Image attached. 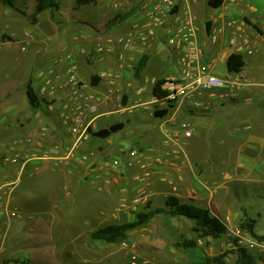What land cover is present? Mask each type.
Wrapping results in <instances>:
<instances>
[{"label":"crops","instance_id":"1","mask_svg":"<svg viewBox=\"0 0 264 264\" xmlns=\"http://www.w3.org/2000/svg\"><path fill=\"white\" fill-rule=\"evenodd\" d=\"M113 1L96 0L95 4L77 6L76 0H56L58 9L41 13L33 24L29 19L35 13L37 0H15L13 7L0 0V61L12 59L13 71L27 70L28 61L35 54L40 65L45 67L42 71H53L61 78L72 63L77 64L78 76L86 84L85 91L99 96L103 102L102 112L111 113L102 123L127 113L140 121L143 107L150 103L147 81L175 76L173 62L177 54L170 48L172 54L168 57L157 51L161 35L166 41L163 32H158L154 43L145 45L136 39L126 48L124 39L143 23L148 6L155 0H117V8ZM212 1L197 0L193 6L199 18L196 39L206 45L201 63L208 73L234 76L227 70L229 57L236 54L229 46L230 35H238V42L242 35L253 43L262 39L260 36L264 37V23H260L264 0H222L218 8L211 6ZM21 17L26 20L19 21ZM229 20H236L237 24L227 28ZM80 26H86L88 31H80ZM222 27L225 32L216 43L212 42L211 33ZM61 31L64 33L59 37ZM68 50L71 53L66 55ZM260 53L261 49L252 56L240 53L245 66L236 74L247 83L238 87L234 98L220 101L203 94L198 100L203 107L185 99L177 101L172 108H168L170 103L161 106L162 110L168 109V114L161 118L162 126L169 124L167 130H178L180 124L186 122L193 127V136L181 138L178 145L172 141L165 145L159 142L152 155L155 164L149 165L150 176L143 185L136 181L137 178L114 177L99 166L65 160L73 139L65 132L58 110L50 114L38 95L42 80L37 78L35 88L34 79L19 80L14 72H6L0 66V229L24 216L32 221L29 240L23 241L21 234L15 238L5 235L0 240L2 264L6 260L14 264L13 260H20L14 256L24 250L33 251L31 249L51 243L49 236L55 241L64 239L72 227L82 230L76 238H89L93 232L85 229L89 223L101 226L109 220L117 205V210L125 209L128 205L124 201H130L141 191L158 204L156 208L165 207L169 197L175 196L182 202L209 210L224 223L241 219L245 213L249 217L248 210L232 207V190L255 183L264 186V180L257 178V175H264V117L253 123L247 118L251 109L244 106V102H252L255 96H264V69L255 65ZM144 54L150 56L145 70L155 59L168 67L171 75L149 78L145 77L144 70L142 78L135 79V68ZM29 84L38 95L37 108L29 102ZM62 92L67 95L69 90L64 88ZM118 95L128 100L129 107L117 106ZM64 100L70 103L68 97ZM120 108L121 113L118 112ZM42 109L49 116L44 115ZM253 109L258 112L257 108ZM96 139L99 140L94 137L79 154L90 152V144ZM166 144L171 151L163 154ZM177 147L180 155L173 154ZM214 158L222 159L217 161L222 168L214 165ZM88 202L97 203V208L91 211L87 208ZM12 212L20 216L13 218ZM37 214L40 215L38 220ZM172 219L176 221L177 218ZM248 220L255 222L256 235L263 234L262 229L258 232L257 220ZM5 230L6 234L10 232L7 226ZM202 240L197 247L184 248L185 251L189 255L201 253ZM91 243L94 256L89 260L102 264L108 257L106 250L98 242ZM81 249L76 246V252ZM171 254L176 256L177 264H189L184 263L188 257L176 252Z\"/></svg>","mask_w":264,"mask_h":264},{"label":"rangeland","instance_id":"2","mask_svg":"<svg viewBox=\"0 0 264 264\" xmlns=\"http://www.w3.org/2000/svg\"><path fill=\"white\" fill-rule=\"evenodd\" d=\"M33 16H31L29 20L31 23L35 24ZM260 18L262 21L260 23H264V14H262ZM22 20L24 21L26 19L23 17L19 18V21ZM79 30L82 32H87L88 28L86 26H80ZM63 33L64 31H61V33H59V37L60 35L62 37ZM256 34L258 33L256 32ZM260 38L257 43H253L256 44L259 49H261V53L256 56L258 61L255 62V65L264 69V37L260 36ZM160 41L162 42L157 45V51L164 53L167 55V57L170 56L172 52L169 49L168 44L165 43L166 41L163 35H161ZM69 53L71 52L68 50L66 55ZM1 61L0 66L2 67V70H5L6 72H14V75H16L19 80L25 78H31L32 80L34 79L35 88L37 87L36 81L38 80V74L43 69H45L44 66L40 65V61L35 54H32L31 61H28L27 70L13 71L15 64L12 59L7 58L3 62ZM249 61L250 60H247L248 64ZM246 67L250 66L247 65ZM173 68L176 70L174 71L173 75L180 76L178 60L173 62ZM219 69L222 68L219 67ZM92 71L94 70L92 69ZM168 75H171L168 67L159 64L155 59H153V61L150 63L148 69L145 70V77L147 76L149 78L164 77ZM156 81L157 80H155V82ZM148 85L150 88L147 94L150 103L143 107L144 114L141 115L140 121H137L132 114L127 113L121 117L112 118L110 121L102 123L98 127L97 131L102 128L110 127L115 123H124L125 128L121 132L113 134L106 140L96 139L92 144H90V152H87L89 154H94V157L92 158L93 162L95 161L99 163L101 160L107 158L109 160H118L120 162V168L117 171L111 172L110 174L114 177L117 175V177L124 176L126 178H137L136 181L142 185L144 184L142 183L143 181L140 180V177L142 176V170L138 165L137 159L132 156L131 153L137 150L148 154L149 157H151V160H149L148 164H155L152 156L155 154L154 148L159 142H162L163 145H165V142L170 144L171 135L180 129L179 126L178 130H167L166 126L169 124L162 126L164 121L155 115V112L161 111L162 107L158 104L152 103L153 85L151 83ZM118 96L119 98L116 102L117 106L121 108L129 107L128 100L125 101L123 95ZM244 106L247 107L248 110L251 109L247 118L251 119L253 123H255L260 117H264L263 95L255 96L253 101L250 103L244 102ZM253 108H257L258 112L253 111ZM40 111L44 113V115L49 116V113L45 109ZM191 128L193 129V127ZM64 130L66 133H69L67 127H64ZM215 141L217 142L219 139H216ZM166 147L167 148L163 150V154L171 149L169 146H167V144ZM219 159L221 158H214L213 163L214 165H218L222 168V164L220 162L217 163ZM257 178L259 180H264V175H257ZM115 188H117V186H115ZM232 191L234 194V202L232 207L234 209L242 208L248 210L249 217L258 221L257 224L260 228H258V232H260L262 229L263 234L258 233L257 237H253L247 230L242 228V224L244 222H248V219H250L245 213L244 217L241 219H232L231 221L225 220V223L229 228V234L227 233V235L222 239L216 241H207L206 239H203V244L199 245L201 248V253L189 255V253L185 251L181 244L184 241L197 238V235L194 233L192 228L194 222L183 218H177L175 221L169 216L161 215L156 216L155 219L149 222L146 226L132 231L133 233L130 236V240H127L123 244L112 245L98 242V244H100L99 246L104 248L108 255L107 259H105L102 264H133V257L136 258V264H177V261H175L176 256L171 254V252H176L185 258L188 257V260H186L184 263L187 262L189 264H197V261H202L207 258H214L221 255L226 256V263L233 264L236 260L235 254L237 249L240 247L247 249L255 256L259 257L260 255H264V221L259 222L260 219L264 220V186L262 184L255 183L250 184L247 187L233 188ZM134 192L138 193V191ZM146 196V193L141 191L140 193L136 194L133 199L131 198L130 201L129 199L126 202L124 201V203L128 205L125 207V209L118 208L117 210V205L111 212L109 220L105 221L101 226H98L96 223H89L88 227L85 229L95 231L98 230L99 227L103 228L107 225H120L134 222L136 220V216L139 213L147 212L148 207L155 209L158 206L157 203L148 199ZM87 208H90L91 211H94L97 208V203L88 202ZM38 218H40L39 214L36 215L37 220ZM174 222L175 225L173 224ZM31 224L32 221L28 220L25 216L24 218L13 220L10 225L6 224L10 230L9 233L6 234V226L0 229V240L3 239L5 235L10 236V238H15L20 234L23 241L25 239L29 240V229ZM81 231L82 230L78 231L77 228L72 227L68 231V234H65L66 237L64 239L55 241L49 236L48 242L51 241V243L43 244L31 249L33 251L24 250L21 254H18L14 257H20L21 261H26L29 264H93L91 260H89L92 255L94 256L90 248V246H92L90 237L88 238L87 236H81L76 238V234L80 233ZM242 237L243 239L247 240L251 239L253 244H240L239 241ZM76 246L82 248L81 252H76ZM210 254L211 256H209ZM194 257H196L197 260ZM3 260L4 257L0 254V264H2ZM8 263L9 260L4 261V264Z\"/></svg>","mask_w":264,"mask_h":264},{"label":"built area","instance_id":"3","mask_svg":"<svg viewBox=\"0 0 264 264\" xmlns=\"http://www.w3.org/2000/svg\"><path fill=\"white\" fill-rule=\"evenodd\" d=\"M196 2L197 0H155L148 6L149 8L147 7L143 23L124 39L126 48L133 44L136 39L147 45L156 42L158 32H163L168 47L177 54L180 76L165 78L161 86V91L165 97L161 100L153 95V104L164 106L166 103L185 99L195 102L196 106L203 107V103H198L203 94L224 101L234 98L238 87L247 83L236 73L234 76L220 77L208 73L202 65L206 45L198 43L196 39L199 31V18L193 7ZM113 5L118 7L117 0L113 1ZM236 24V20L226 22L227 28H232ZM224 32L225 28L223 27L214 29L210 35L211 41L216 43L219 36ZM236 36L238 35L231 34L229 38V46L234 49L236 54L245 53L252 56L259 51L257 45L248 38H242L241 35V41L238 42ZM78 72L79 67L74 63L68 67L63 78L53 71L40 72L38 78L42 80V86L38 95L44 100L48 112L56 113L58 110L61 122L68 128L73 139L67 150L65 160L99 166L107 172L117 171L120 168L118 160L107 158L97 163L92 160L94 154H79L94 138L93 134L97 132L104 119L110 117L111 113L102 112L103 102L99 96L85 91L86 84L80 80ZM147 82L148 84L151 83L154 88L155 80L152 79ZM64 88L69 90L67 95H65L66 92H62ZM66 97L70 103L64 100ZM118 112H122L121 108ZM192 136L193 130L190 124L184 122L180 124V129L171 135L170 141L178 145L181 138L190 139ZM180 153L181 150L178 147L173 151L174 155H180ZM131 154L138 161L142 170L140 180L144 182L150 176L148 162L151 157L137 150ZM11 216L16 218L20 215L12 212ZM239 243L253 244V241L242 237ZM133 264H136L135 257H133Z\"/></svg>","mask_w":264,"mask_h":264},{"label":"trees","instance_id":"4","mask_svg":"<svg viewBox=\"0 0 264 264\" xmlns=\"http://www.w3.org/2000/svg\"><path fill=\"white\" fill-rule=\"evenodd\" d=\"M5 5L13 7L15 0H1ZM77 6H84L95 4L96 0H76ZM212 7L218 8L222 5V0H213ZM59 5L56 0H37V6L34 13V21L41 13L47 10L58 9ZM150 56L144 54L139 63L137 64L134 72V77L137 80L142 78V73L148 65ZM245 66L243 57L240 54H232L227 61V70L230 73H239ZM165 79H159L156 81L153 88V95L159 99H163L165 96L161 91V86ZM27 95L30 104L37 108L39 106V98L35 90L29 84L27 86ZM126 101V99H125ZM176 102H170L168 108H172ZM168 114V109H164L155 112V115L159 118H164ZM124 123H115L107 128H102L95 132L93 135L96 138L106 140L113 134L124 130ZM166 215L169 217L185 218L194 222L193 231L196 233L197 238L184 241L181 246L185 249L195 248L198 246V241L201 239H222L228 233L226 224L220 219L211 215L210 211L201 208L199 206L182 202L175 196L169 197L165 207H159L156 209L147 208V212H141L136 216V220L132 223L125 224H112L103 228L93 231L90 234L92 242H103L106 244L119 245L125 243L129 239V233L135 229L146 226L155 216ZM242 228L247 230L253 237H257L255 233V222L248 220L242 224ZM236 260L233 264H264V255L255 256L251 254L245 248H238L236 252ZM225 255H221L214 258H207L199 261L197 264H227L225 262ZM14 264H29L26 261L13 260Z\"/></svg>","mask_w":264,"mask_h":264}]
</instances>
